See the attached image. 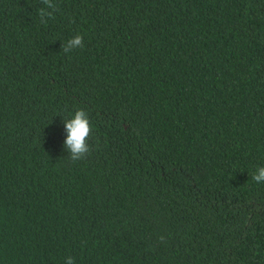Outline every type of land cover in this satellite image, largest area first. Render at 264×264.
I'll return each instance as SVG.
<instances>
[{
    "label": "trees",
    "instance_id": "1",
    "mask_svg": "<svg viewBox=\"0 0 264 264\" xmlns=\"http://www.w3.org/2000/svg\"><path fill=\"white\" fill-rule=\"evenodd\" d=\"M54 2L0 0V264H264V0Z\"/></svg>",
    "mask_w": 264,
    "mask_h": 264
},
{
    "label": "clouds",
    "instance_id": "2",
    "mask_svg": "<svg viewBox=\"0 0 264 264\" xmlns=\"http://www.w3.org/2000/svg\"><path fill=\"white\" fill-rule=\"evenodd\" d=\"M42 3L45 7L38 10V15L40 17V23L46 26L48 20L53 19L54 13L59 11V9L54 0H42ZM83 47V36L77 34L69 39L66 44L62 45V50L67 54L75 49H82ZM64 129L67 135L63 143L64 147L70 153L68 158L72 162L86 159L91 152L89 140L92 135V125L88 113L84 109L76 110L69 119L64 120ZM252 179L257 183H264V166L257 168V171L252 175ZM159 240L164 241V237H159ZM65 264H75V259L68 256L65 258Z\"/></svg>",
    "mask_w": 264,
    "mask_h": 264
}]
</instances>
